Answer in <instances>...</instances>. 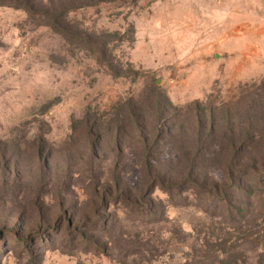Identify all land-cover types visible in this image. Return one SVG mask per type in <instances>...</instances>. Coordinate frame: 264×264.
I'll return each instance as SVG.
<instances>
[{
    "label": "rangeland",
    "instance_id": "rangeland-1",
    "mask_svg": "<svg viewBox=\"0 0 264 264\" xmlns=\"http://www.w3.org/2000/svg\"><path fill=\"white\" fill-rule=\"evenodd\" d=\"M22 3L0 5V264H264V183L223 194L231 212L178 189L182 155L232 160L219 108L241 95L264 168V0L117 1L70 12L73 39Z\"/></svg>",
    "mask_w": 264,
    "mask_h": 264
},
{
    "label": "trees",
    "instance_id": "trees-1",
    "mask_svg": "<svg viewBox=\"0 0 264 264\" xmlns=\"http://www.w3.org/2000/svg\"><path fill=\"white\" fill-rule=\"evenodd\" d=\"M117 1L130 2L132 0H0V5H13L16 6L17 3L23 2L22 6L28 5V3L35 4L36 7L29 9L31 12H39L37 18H43L46 20L47 24L51 26L56 32L62 34L63 36L73 39L79 36L72 33L73 27L71 26L68 14L70 12H76L77 10L88 8V7H99L106 4L116 3ZM37 8V11L35 10ZM78 35L80 33H86L85 30L77 28ZM75 30V29H74ZM77 36V37H76ZM93 36L87 35L81 37V44L91 45L93 50H96V58L104 64L106 67H113L110 58L107 59L108 43L103 37L97 39H92ZM116 74V73H115ZM156 104L158 107L162 106L161 97L158 95L156 97ZM258 99L256 96H244L241 95L239 99L235 101L236 107H229V104H224L219 108V113L221 117L219 122L222 129L225 131L220 132L222 135H227L230 133L231 137L230 143H222L217 149L215 154L217 157L225 156L228 154V150H235L232 160L215 162L211 165H207L205 161L197 162V157L194 161L189 162L188 158L182 155L179 158V193L181 194L187 188L194 190L199 196L202 195L205 202L213 204L214 202L220 201V204L224 207H229L230 205L225 200L223 194H229L235 190H243L247 181L253 183H264V168L257 167V165L251 164L255 162H248L247 154L249 153L250 146L256 141L258 136L261 134L260 130L256 129L255 125L260 121L261 117L258 113ZM140 105V102H137ZM156 117L158 123L162 124L164 119V113L157 112ZM209 118L213 125H216L215 119L216 110L214 106L210 108ZM140 118V119H139ZM136 117V124H143L144 121L142 116ZM94 124L99 125V119H96ZM145 126V125H144ZM165 126V125H164ZM237 128V129H236ZM91 128H89L90 130ZM139 130L144 132L142 126H139ZM147 137V134L145 133ZM238 139V141H236ZM246 147H249L246 149ZM253 149V148H252ZM243 154V155H242ZM214 156V155H212ZM153 164L149 165V170L153 174L154 172H161L163 166L159 161H151ZM256 164V163H255ZM205 165V166H204ZM188 171V172H187ZM185 174L187 176H185ZM170 184V183H169ZM156 185H160L169 194H172L174 185H167L166 182H156ZM155 185V186H156ZM216 199V200H215ZM161 202H157L153 206V211L149 210V215L156 218L158 213V205ZM128 204V203H123ZM228 209V208H227ZM232 207L228 209L231 212ZM242 210V209H240ZM243 212V211H240ZM147 215V214H144ZM156 220V219H154ZM156 221H159L157 219ZM27 240L24 239L23 242Z\"/></svg>",
    "mask_w": 264,
    "mask_h": 264
}]
</instances>
